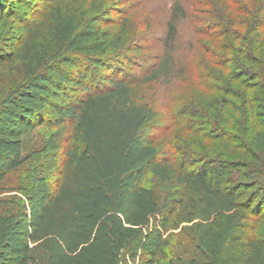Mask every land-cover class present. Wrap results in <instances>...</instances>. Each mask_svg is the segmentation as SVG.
<instances>
[{"label": "trees", "instance_id": "trees-1", "mask_svg": "<svg viewBox=\"0 0 264 264\" xmlns=\"http://www.w3.org/2000/svg\"><path fill=\"white\" fill-rule=\"evenodd\" d=\"M41 1L0 0V264H264V0H176L148 67L149 19Z\"/></svg>", "mask_w": 264, "mask_h": 264}, {"label": "rangeland", "instance_id": "rangeland-1", "mask_svg": "<svg viewBox=\"0 0 264 264\" xmlns=\"http://www.w3.org/2000/svg\"><path fill=\"white\" fill-rule=\"evenodd\" d=\"M33 1L34 3L38 2L40 4L39 6L42 8L43 1ZM97 1L100 7L105 6V12H108L107 17H109L110 20H120V15L122 14L120 11H123L124 13L130 14L134 27L142 26L141 28H144L143 24L148 21V19L152 21V26L147 27V29H143L145 30L144 32L148 34V38L150 37L151 39H148L149 42L144 44V49L142 52L131 54L132 61L141 63L145 62L144 66L148 67L155 60L156 55L160 54L163 50L162 35L164 32V19H166V17L169 15L171 6L176 0H142L143 2L141 0ZM195 36L196 35L193 25L190 22L181 28L180 42L183 46L182 54H189V58L195 57L192 54L191 47V43L194 41ZM196 50H199V48L197 49L196 47ZM143 67L134 70L142 71ZM125 70L128 71L127 69ZM193 79L194 78L191 73L185 78L177 79L176 82H174L173 85L170 87V91H168L166 95H162L160 98H158L156 106L159 124L161 127H164L162 128V131L158 133L161 134L160 140L166 141L169 135L172 136L173 132H176V134L184 133V131L180 127L178 128L174 126L173 123L175 120L176 113H179L181 110L182 102L190 95H192V88L195 87L194 85H192ZM191 138V135H187L186 137V139L189 141H191ZM215 149L216 148L214 147L213 150ZM218 150H220V148ZM20 175H13L12 180L14 182H17L18 180H20ZM177 241H185V243H187L186 238L182 236L176 237V242Z\"/></svg>", "mask_w": 264, "mask_h": 264}]
</instances>
